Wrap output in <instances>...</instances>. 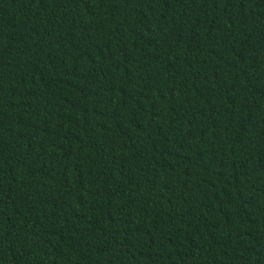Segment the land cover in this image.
I'll return each mask as SVG.
<instances>
[{"label": "trees", "instance_id": "16d2710c", "mask_svg": "<svg viewBox=\"0 0 264 264\" xmlns=\"http://www.w3.org/2000/svg\"><path fill=\"white\" fill-rule=\"evenodd\" d=\"M0 264H264V0H0Z\"/></svg>", "mask_w": 264, "mask_h": 264}]
</instances>
